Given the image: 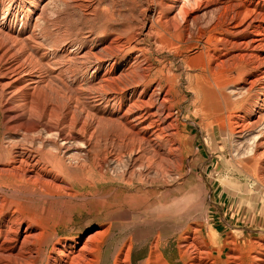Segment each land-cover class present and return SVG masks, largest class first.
I'll return each mask as SVG.
<instances>
[{"label": "bare ground", "instance_id": "6f19581e", "mask_svg": "<svg viewBox=\"0 0 264 264\" xmlns=\"http://www.w3.org/2000/svg\"><path fill=\"white\" fill-rule=\"evenodd\" d=\"M170 2L173 5L166 4L164 8H175L176 13L167 14L163 21L157 17L151 18L149 36H158L160 32H164L168 36L165 39L166 45L175 52L180 51L181 45L185 43L182 36L188 41L191 28L203 39L202 52L192 59L200 61L197 70L205 76L202 79L196 77L195 80L198 92H195L196 101L200 97L204 99L200 102V110L205 101L213 98L229 100L239 82L243 84L241 92L245 90L244 86L250 87L255 83H259L260 89L264 91V0ZM34 3L35 0H22L15 5L9 16L1 19L0 116L7 138L0 139V264H36L41 238L44 237L45 241L51 238L52 243L57 235V230L53 235L46 234L47 229L30 218V214L25 217L26 210L16 201L19 194L23 195L21 188L27 187L29 196H37L38 200L57 202L71 198L73 181L69 178V172H80L82 176L76 182L81 184L87 181L90 184L114 181L115 177L110 176L124 175L129 167L131 172L129 171L128 184L134 175L143 182L152 184L156 181L163 182L171 173V170L163 167L169 154H161L160 150L155 152L152 149L160 147L158 143L161 141L168 140L167 132L174 125L165 126V122L170 119V111L175 103H170L166 109L167 115L162 117L166 112L164 107L161 103L157 107V102H160L158 98L152 99L156 91L149 95V87L144 86L149 83L148 69L142 65L143 68L139 69L137 64L126 75L109 80L106 77L107 79H101L94 85L85 81L88 69L83 72L82 82H86L84 85L76 82L72 70L68 79L63 77L61 69L53 75L55 70L52 66L55 64L49 62L44 65L42 62L48 57L47 53L37 56L38 37L25 38L15 33L13 27L12 20L29 13L34 8ZM195 9H201V13L192 17ZM29 42L33 45L28 46ZM181 53L185 54L184 51ZM89 55L95 59L97 66L104 62L100 55L94 53L81 55L79 59L87 60ZM137 60L138 57H135V62ZM237 62L243 64L238 65ZM44 68L50 70L49 76ZM231 72L235 76H231ZM164 79L169 84L162 103H169L177 93V84L173 76L166 74L160 77L157 86ZM128 89H132L131 97L123 99V93ZM94 102H99V105L92 107ZM110 104L114 113L108 115L106 111ZM255 107L258 109L251 106L247 116L238 118L233 117L229 111L221 110L220 113L208 112L204 118L211 121L213 127H228L235 132L243 155L250 157L251 162L260 163L264 171V139H261L264 136V104L259 102ZM124 153L127 162L125 167L130 166L120 172L118 167ZM133 161L140 163L137 172ZM150 171L153 172L155 181H148ZM94 174L97 180L93 179ZM259 177L263 179L264 175ZM110 229L87 236L79 246L74 242L68 245L67 240L56 241L51 250H48L45 264H97L99 260L96 255L101 252L100 240ZM209 239L212 244L218 241L212 233L209 234ZM127 243V247H124V243L117 250L112 264H131L132 241ZM188 243L184 249L179 250L181 259L187 258L190 264H215L207 261L213 250H208L203 261L202 255L191 259L188 255ZM153 246L144 264H168L163 258L159 241ZM232 246L234 247V243ZM221 248L223 246L216 250L222 253ZM247 249L254 250L255 255L247 256V251L245 254L232 249V255L228 257L232 264L238 261V264H264V244L252 242L247 245Z\"/></svg>", "mask_w": 264, "mask_h": 264}, {"label": "rangeland", "instance_id": "374dc122", "mask_svg": "<svg viewBox=\"0 0 264 264\" xmlns=\"http://www.w3.org/2000/svg\"><path fill=\"white\" fill-rule=\"evenodd\" d=\"M20 1L0 0V30L1 19L9 16ZM166 4L173 5L170 0H35L34 8L29 13L12 20L15 33L25 38L38 37L37 56L47 53L48 57L42 62L44 65L49 62L55 64L52 66L55 70L53 75L61 69L63 77L68 79L72 70L76 82L84 85L86 82H82V76L88 69L85 81L94 85L101 79L126 75L139 64V69H148L149 83L144 86L149 87V95L156 91L152 95L155 97H151L160 101L157 107L160 103L164 107L166 112L162 117L167 115L166 109L170 103H175L170 111V119L165 122V126L174 125V128L170 127L167 132L168 140L161 141L158 143L160 147L152 149L155 152L160 150L161 154H169L166 157L169 162L165 161L163 167L171 170V173L163 182L145 183L134 175L128 184L131 170L129 165L126 174L110 176L115 177L114 181L92 182V185L89 181L85 184L77 183L82 174L78 171L69 172L74 188L70 192L71 198L57 202L38 200L37 196H29L27 187L21 188L23 195L19 194L20 199L16 201L26 210L25 217L30 214V218L47 229L48 235H53L57 230L52 243L51 238H47V241L41 238L36 264H45L50 248L56 241L67 240L68 245L74 242L79 246L87 236L108 228H111L110 231L100 240L101 252L96 255L99 260L97 264H112L117 250L124 243V247H127L126 242L130 240L131 264H144L157 241L168 264H190L187 258L183 260L179 254V250L184 249L188 242L193 249L188 250L191 259L202 255L203 261L207 252L213 250L207 261L215 264H232L228 258L232 255V249L245 254L247 251V256H254L256 252L248 250L247 245L252 242L264 244V178L259 177L264 175L262 165L251 162L250 157L243 155L235 132L228 127H213L212 122L204 118L208 112L213 111H229L235 118L247 116L251 106L257 110L256 103L264 104V91L260 89L259 83H255L250 87L244 86L245 90L241 92L243 84L239 82L229 100L213 98L205 101L200 110L204 99L200 97L196 101L195 94L198 92L195 80L196 77L202 79L205 76L197 70L200 61L192 59L202 52L203 39L191 28L190 38L186 41L187 38L183 39L182 36L185 43L181 45L180 51L175 52L166 45L165 39L168 36L164 32L158 36H149L151 18L157 17L163 21L167 14L176 13L175 8L165 9ZM200 10L195 9L192 17L200 15ZM27 45L33 44L29 42ZM183 51L185 54L181 53ZM92 52L104 59L99 66L91 55L87 60L79 59L81 55ZM135 57L142 62H135ZM44 69L49 76L50 70ZM66 69L69 70L66 72ZM165 73L173 76L177 84V93L169 103H162L168 81L164 79L161 86H157ZM231 74L235 76L234 72ZM189 87L194 90L191 89V92ZM131 90L125 91L122 98L129 99ZM98 105L99 102L92 103V107ZM111 105L106 111L108 115L114 113ZM6 133L0 116V139L6 140ZM122 156L118 167L120 172L128 168L125 167L126 154ZM134 162V170L137 172L140 163ZM96 177L94 174L93 179ZM150 180L155 181L152 171L149 173ZM210 233L216 235V244L209 241ZM180 235L182 238H179ZM229 242L234 243V247ZM221 246L223 252L219 253Z\"/></svg>", "mask_w": 264, "mask_h": 264}]
</instances>
